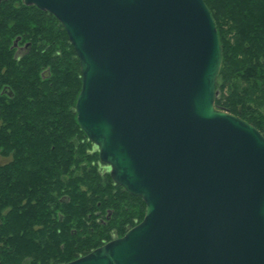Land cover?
<instances>
[{"label": "water", "instance_id": "1", "mask_svg": "<svg viewBox=\"0 0 264 264\" xmlns=\"http://www.w3.org/2000/svg\"><path fill=\"white\" fill-rule=\"evenodd\" d=\"M4 0H0V3ZM80 59L78 123L141 222L65 264H264V134L215 105L205 0H23Z\"/></svg>", "mask_w": 264, "mask_h": 264}, {"label": "trees", "instance_id": "2", "mask_svg": "<svg viewBox=\"0 0 264 264\" xmlns=\"http://www.w3.org/2000/svg\"><path fill=\"white\" fill-rule=\"evenodd\" d=\"M223 51L215 105L264 134V0H205ZM80 59L59 20L0 3V264H65L123 236L145 202L78 123Z\"/></svg>", "mask_w": 264, "mask_h": 264}, {"label": "rangeland", "instance_id": "3", "mask_svg": "<svg viewBox=\"0 0 264 264\" xmlns=\"http://www.w3.org/2000/svg\"><path fill=\"white\" fill-rule=\"evenodd\" d=\"M5 161H7L6 158H3L1 155H0V164L4 163ZM107 165V164H106Z\"/></svg>", "mask_w": 264, "mask_h": 264}]
</instances>
